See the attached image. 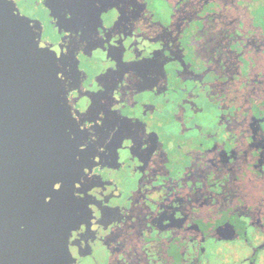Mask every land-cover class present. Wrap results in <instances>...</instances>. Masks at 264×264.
Returning a JSON list of instances; mask_svg holds the SVG:
<instances>
[{
    "label": "flooded vegetation",
    "instance_id": "obj_1",
    "mask_svg": "<svg viewBox=\"0 0 264 264\" xmlns=\"http://www.w3.org/2000/svg\"><path fill=\"white\" fill-rule=\"evenodd\" d=\"M10 1L91 165L53 264H264V0Z\"/></svg>",
    "mask_w": 264,
    "mask_h": 264
},
{
    "label": "water",
    "instance_id": "obj_2",
    "mask_svg": "<svg viewBox=\"0 0 264 264\" xmlns=\"http://www.w3.org/2000/svg\"><path fill=\"white\" fill-rule=\"evenodd\" d=\"M71 63L0 0V264H53L91 168L61 125Z\"/></svg>",
    "mask_w": 264,
    "mask_h": 264
}]
</instances>
